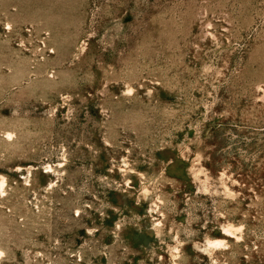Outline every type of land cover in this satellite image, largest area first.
<instances>
[{
	"label": "rangeland",
	"instance_id": "obj_1",
	"mask_svg": "<svg viewBox=\"0 0 264 264\" xmlns=\"http://www.w3.org/2000/svg\"><path fill=\"white\" fill-rule=\"evenodd\" d=\"M2 181L0 264H264V0H0Z\"/></svg>",
	"mask_w": 264,
	"mask_h": 264
},
{
	"label": "bare ground",
	"instance_id": "obj_2",
	"mask_svg": "<svg viewBox=\"0 0 264 264\" xmlns=\"http://www.w3.org/2000/svg\"><path fill=\"white\" fill-rule=\"evenodd\" d=\"M29 175V174H28ZM2 180V179H1ZM1 185H0V189L2 190L3 189V185H4V181H2L1 183H0ZM3 191V190H2ZM146 192V191H145ZM229 229V228H228ZM157 230H160V227H159V225H158V227H157ZM229 231V230H228ZM230 233V232H229ZM2 258H5V252L3 251V249L0 247V259H2Z\"/></svg>",
	"mask_w": 264,
	"mask_h": 264
}]
</instances>
